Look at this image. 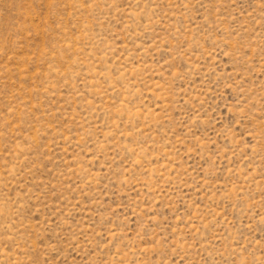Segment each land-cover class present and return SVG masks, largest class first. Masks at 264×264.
Instances as JSON below:
<instances>
[{
    "label": "rangeland",
    "instance_id": "374dc122",
    "mask_svg": "<svg viewBox=\"0 0 264 264\" xmlns=\"http://www.w3.org/2000/svg\"><path fill=\"white\" fill-rule=\"evenodd\" d=\"M0 264H264V0H0Z\"/></svg>",
    "mask_w": 264,
    "mask_h": 264
}]
</instances>
